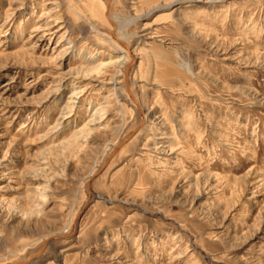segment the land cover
<instances>
[{
  "label": "rangeland",
  "instance_id": "374dc122",
  "mask_svg": "<svg viewBox=\"0 0 264 264\" xmlns=\"http://www.w3.org/2000/svg\"><path fill=\"white\" fill-rule=\"evenodd\" d=\"M85 4L0 0V264H264V0Z\"/></svg>",
  "mask_w": 264,
  "mask_h": 264
},
{
  "label": "bare ground",
  "instance_id": "6f19581e",
  "mask_svg": "<svg viewBox=\"0 0 264 264\" xmlns=\"http://www.w3.org/2000/svg\"><path fill=\"white\" fill-rule=\"evenodd\" d=\"M80 2L82 3H86L84 5V7L90 11V12H94L95 10H98L99 9V12H100V15L101 17L105 20V22L107 24H109L111 26L110 28V36L112 38V45L115 46L117 48V51L119 52V54H121V56L123 57L122 61L125 63L126 62V67H124V80H125V73L128 69V67L130 65H132L134 62H135V57L133 55V51H130V48H129V45H128V42H127V37H125L122 33H121V28H120V23L117 22L113 16L110 14L109 12V8L111 7L110 6V1L111 0H79ZM84 1V2H83ZM83 6V5H82ZM98 8V9H96ZM85 10V9H84ZM6 16V14H5ZM118 20V18H117ZM41 24V23H40ZM38 27V26H36ZM42 27V26H41ZM40 28V26H39ZM43 28V27H42ZM37 30V29H36ZM59 31V29H57ZM38 31V30H37ZM56 31V30H55ZM34 36V35H33ZM63 36V35H60V37ZM64 37V36H63ZM133 37V36H132ZM50 40V39H49ZM60 40V39H59ZM35 41V40H34ZM215 44V43H214ZM31 46V45H30ZM65 50V48L63 49ZM20 52H23V51H20ZM68 52V50H66L63 54H59L61 57H64L65 54ZM250 55V54H249ZM60 57V58H61ZM6 58V57H5ZM90 58V57H89ZM89 58L87 60H84L82 64H80V67L78 66V71L80 72H84L85 74H100V66H103L104 64L103 63H98L97 65H91L92 63L88 62ZM259 58V57H258ZM17 59V58H16ZM24 60V59H23ZM82 62V61H81ZM116 62V61H115ZM122 62V63H123ZM118 63V62H117ZM123 63V64H124ZM91 65V66H90ZM123 67V66H122ZM77 69V68H76ZM78 71H73V72H78ZM70 69L67 68V71L66 73H70ZM66 73H59V77H60V82L61 80H64V76ZM83 73V74H84ZM66 74V75H67ZM58 76V75H57ZM73 78V77H72ZM77 78H80V77H77ZM75 80V79H74ZM74 80L71 79V81H73V84H75ZM93 80V79H91ZM126 82V81H125ZM77 83L79 84V82L77 81ZM114 85V84H113ZM6 86V85H5ZM112 86V85H111ZM113 91V90H112ZM82 92L79 91L77 92L76 94L79 95L80 93ZM22 94V93H21ZM73 94L75 93H72L70 94V97L71 96H74ZM75 94V95H76ZM76 95V96H77ZM133 104L137 107H140L139 104L136 102V100L133 98ZM140 109V108H139ZM142 109V108H141ZM70 112V111H69ZM133 136V135H132ZM7 151V150H6Z\"/></svg>",
  "mask_w": 264,
  "mask_h": 264
}]
</instances>
